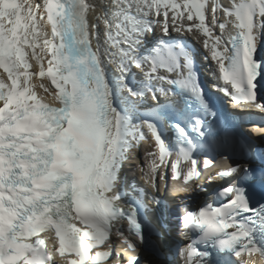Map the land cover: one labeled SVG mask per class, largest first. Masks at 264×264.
Listing matches in <instances>:
<instances>
[{
  "label": "snow or ice",
  "instance_id": "6c2138e0",
  "mask_svg": "<svg viewBox=\"0 0 264 264\" xmlns=\"http://www.w3.org/2000/svg\"><path fill=\"white\" fill-rule=\"evenodd\" d=\"M185 32L197 41L203 36L200 58L214 62L211 90L241 110L264 114V0L224 6L218 0H0V264H100L110 257L109 264H122L119 253L111 255L113 232L133 253L123 264H146L145 243L163 253L167 226L157 228L147 214L164 203L156 193L169 190L168 158L176 157L170 178L182 176L185 185L201 176L194 157L212 148L224 161L232 158L226 148L233 137H220L217 112L200 84L197 50L164 39ZM153 35L157 45L144 51ZM149 99L153 107L144 112ZM157 121L172 129L174 147ZM144 129L158 150L147 153L152 159L141 168L152 190L142 195L154 207L143 198L124 202V165L147 141ZM157 159L165 171H157ZM181 160H190L187 171L178 169ZM212 180L224 183L198 210L173 218L182 235L195 234L179 253L183 264L233 261L242 252L264 258V203L253 206L249 198L250 187L264 186V168L228 165L210 173ZM192 194L209 192L197 184Z\"/></svg>",
  "mask_w": 264,
  "mask_h": 264
},
{
  "label": "bare ground",
  "instance_id": "6f19581e",
  "mask_svg": "<svg viewBox=\"0 0 264 264\" xmlns=\"http://www.w3.org/2000/svg\"><path fill=\"white\" fill-rule=\"evenodd\" d=\"M37 2H41V3H42V0H37ZM28 57H29V62L33 65V68H35V67H36V64H35V61L31 60V58H30V57H31V53H30V51H29V53H28ZM108 69H109L108 71H109V73L111 74V76H115V75H116L115 65H114V64H110V65H108ZM41 81H44V78H40L39 81L34 80L33 83H36V84L38 85ZM45 82H46V81H45ZM36 91H37L38 96H41V97L45 98V102L52 103V97L48 96L47 93H44L43 90H42L41 88L37 87V88H36ZM57 104H58V102H57ZM135 153H138V150H137ZM147 164H148V161H146V165H147ZM227 164L229 165V162H228ZM233 164H237V162H235V163H233ZM145 183H146V182H145ZM146 185H147V184H146ZM147 186H148V185H147ZM154 239H155V241H157V242L159 241V237H156V238H154ZM168 243H169V237L166 236V235L164 234L163 250H164L165 246H166ZM141 255H142V254H141ZM142 257L144 258V260H154V259H155V258L152 257L151 255H147V256L142 255Z\"/></svg>",
  "mask_w": 264,
  "mask_h": 264
}]
</instances>
